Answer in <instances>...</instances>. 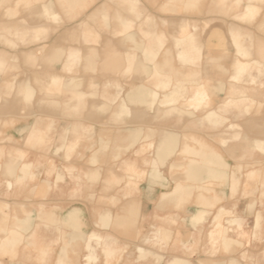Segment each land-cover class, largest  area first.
<instances>
[{
    "label": "rangeland",
    "instance_id": "374dc122",
    "mask_svg": "<svg viewBox=\"0 0 264 264\" xmlns=\"http://www.w3.org/2000/svg\"><path fill=\"white\" fill-rule=\"evenodd\" d=\"M257 121L264 0H0V264H264ZM134 202L130 228L101 220Z\"/></svg>",
    "mask_w": 264,
    "mask_h": 264
},
{
    "label": "crops",
    "instance_id": "0c3cea01",
    "mask_svg": "<svg viewBox=\"0 0 264 264\" xmlns=\"http://www.w3.org/2000/svg\"><path fill=\"white\" fill-rule=\"evenodd\" d=\"M256 12V5L254 4H247L244 10V14L248 15V14H254ZM197 28H194L193 31H188V25L184 26V37H183V41L185 42V53H182L183 57H189L191 59H197V57H199L200 55V49L196 46V42H195V37L198 36V33L196 32ZM232 36L234 39V43L236 44L238 53L242 54L243 56H247L248 55V51H246L243 46L242 43L240 41V34L236 33V32H232ZM208 46H211L213 48L216 49H220V50H225V37L223 35V32L219 29H214L209 38H208V42H207ZM210 47V48H211ZM211 53V52H210ZM151 58L155 59L157 56L156 52H151ZM217 54L215 53H211L209 55L210 58H217ZM71 57L75 58V55H71ZM246 67L242 66V71H245ZM198 71H196L197 73ZM198 93H199V100H201V98L203 97V95H205L206 93V89L202 87V85L198 86ZM129 97L131 98H135L139 101H149L148 98V94L146 92L145 88L139 87L137 88V90H135L134 92L129 93ZM210 116H214V113L211 112L209 113ZM252 124V123H251ZM254 129L256 130V132L260 133L264 131V123L262 122H258L255 123ZM168 142L165 143V147L162 148V150L160 151L161 156L165 157V155H168L174 147H172L175 144V137L171 134L168 138ZM257 144L259 147H263V142L262 141H257ZM208 161L209 162H216L218 161V156H216V154L214 152L210 153L208 155ZM216 172L210 168L207 167H193L190 171V176L192 178L195 179H202L203 177H206L208 175H212L215 174ZM153 176H160V174L158 173V170L156 169L153 173ZM128 186H133V184H131V182L128 184ZM45 187V184L41 186ZM182 187L178 186L174 191L169 192L164 194L165 197H172L174 196L176 193H178L179 191H181ZM207 210L205 208H201L195 215H194V219L196 220H202L204 219L205 215H206ZM129 213L130 216L129 217H113L110 214H105L101 217V220L104 222L105 225H109L111 222L115 221L116 225H122V226H127V228H130V226H133V223L135 222V218L137 217L138 214V205L137 203H132L130 208H129ZM146 214V209H144V215ZM77 213L72 211L70 212L66 217H65V221L66 223H72L74 224V222H76L77 219ZM92 256V255H91ZM172 264H192L189 260L181 258V257H177L175 258L172 262Z\"/></svg>",
    "mask_w": 264,
    "mask_h": 264
}]
</instances>
